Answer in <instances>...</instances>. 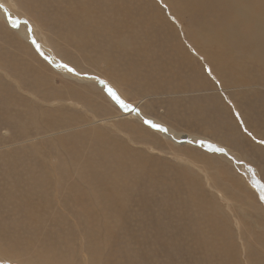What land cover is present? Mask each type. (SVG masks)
<instances>
[{
	"label": "rangeland",
	"instance_id": "374dc122",
	"mask_svg": "<svg viewBox=\"0 0 264 264\" xmlns=\"http://www.w3.org/2000/svg\"><path fill=\"white\" fill-rule=\"evenodd\" d=\"M2 1L16 16L34 26L38 40L50 49L49 55H54L81 76L90 75L106 80L116 87L128 104L139 108L147 117L168 125L176 133L205 138L217 148L226 149L229 158L221 155V152L189 144L195 139L183 141L182 137L176 141L174 135L168 139L138 118L121 116V111L109 104L104 93L94 84H81L57 73L32 44L19 37L12 26L0 19V97L7 96L23 102L22 105L13 102L10 110L15 108L16 111L10 112L6 118L3 116L6 106L0 101V175L4 172L8 182L6 186L0 185V242L9 238L19 244L16 249L25 252L21 259L26 258V253L45 252L43 259L40 253L31 259L43 260L45 264L52 260L66 264H92L95 251L101 253L100 257L107 264H197L200 260L198 257L202 256L200 252L204 250V242L209 246L216 241L217 245L224 243L229 259L226 263H218L217 259L216 264H264V203L259 201V190L252 187L253 174L248 171L249 166L253 167L256 178L264 183V143L261 142L264 141V71L253 58L248 59L244 67L236 65L240 63V54L229 48L219 52L217 48H206L203 39L205 30L208 32V21L207 25L204 23L208 10L188 8L182 13L189 16L180 19L176 10H172L170 0ZM86 4L85 9L81 8ZM114 6L115 9H112ZM222 6L223 3L220 8ZM59 12L64 13L60 15ZM69 17L79 19L77 25L84 28L85 35H68L69 24L66 26L64 19L68 20ZM193 22H198L199 26L193 28ZM153 24H157L155 28ZM189 30L198 40L197 45H190L192 33L188 34ZM226 60L228 63H225ZM130 63H133V74L128 71ZM208 69H211V74ZM7 73L20 81L23 90L7 77ZM46 91L51 96L55 91L68 96L81 93L94 107L83 109L70 103H50L45 98L47 94H41ZM45 109L52 110L53 115L56 113L57 116L61 114L60 117H76L79 120L58 124L41 138L37 134L27 138L18 135L16 117L31 118L33 113ZM64 113L66 115L63 116ZM94 129L101 130L108 139H121L131 151L146 156L142 164L138 158L137 162L149 168L147 171L159 173L161 176L156 180L162 185L168 184L166 188L161 185L153 187L148 182L150 178L136 176L128 179L123 186L128 189L131 198L126 202L127 209L118 212L117 217L107 206L93 210L88 201L86 208L79 203L70 200L61 202L59 199L36 208L47 193L20 188L17 194L10 190L12 175H20L17 162L12 170L11 158L22 156L24 152L32 153L30 146L33 143L47 144L61 137L80 140ZM141 132L145 138L141 137ZM95 159H89L85 167H107L106 159L100 156ZM29 167L27 169L35 175L43 172L38 164ZM3 190L5 194H2ZM221 193L224 199L219 197ZM1 196L7 201L2 200ZM177 196L183 200L180 205L179 200L173 201ZM200 198H204V201ZM138 199L140 203L155 205L157 202L158 205L151 207L149 215H146L147 210L140 208L139 202H133ZM190 199L201 201L200 211L195 208L197 205L193 207L189 204ZM163 202L166 204L159 205ZM212 205L219 208L218 212L211 211ZM103 212L108 215L103 216ZM161 213H166V216L161 217ZM200 215L207 218L214 215L213 218L220 224L224 219L228 220L232 241L214 239L208 222ZM150 218L154 219L153 223L162 218V226L150 223ZM105 220L120 222L109 224V232L104 227ZM191 225H195L196 229H186ZM3 251L1 247L0 253ZM111 256L114 260L110 259ZM0 264L20 263L0 257Z\"/></svg>",
	"mask_w": 264,
	"mask_h": 264
},
{
	"label": "bare ground",
	"instance_id": "6f19581e",
	"mask_svg": "<svg viewBox=\"0 0 264 264\" xmlns=\"http://www.w3.org/2000/svg\"><path fill=\"white\" fill-rule=\"evenodd\" d=\"M169 3L173 4L172 10H176L178 18H180V19H183V18L189 16L185 13H182L185 9L189 10L188 8H193L195 10L205 11V12L207 9L208 10V12H207L208 18H207V20L204 21V23H205V25H207V21H208V32L205 30L204 39H203L206 46H207L206 48H217V52L223 51V50L229 48L232 52L240 54L239 57L237 56L240 59V63L238 62V64H236V65H242V67H244V66H246L248 59L251 60L253 58L254 62L258 63L260 69L262 71H264V0H170ZM222 3H223V6L220 8V5ZM87 5L88 4H86V6L81 5L82 6L81 8L85 9L87 7ZM112 9H115V6L112 7ZM66 12H65V15H66ZM63 13H60V15H62ZM73 15H74V12H73ZM45 18H47V17H45ZM0 19L9 26H12L11 20L18 21L17 26L16 27L12 26V29L15 31V33L19 37H21L23 40L29 42L30 44H32L34 46V48L36 49V51L40 53L42 58H44L46 61H48L50 66H52V68L57 73L62 74L63 76L70 78L73 81L75 80L76 82L81 83V84L85 83V82L90 83V84H94L97 87V89L101 91V93H104L103 95L105 96V98H107L108 102H110L109 104H111L116 109L118 108L121 111V116H124V117L125 116H131V117H134L136 119L138 118V120H141L144 123H145V120H151L152 122L160 125L164 129V131H160L159 129L155 128L156 131L158 130L161 133L165 134L168 139L172 138L171 135H174L177 138V139H175L176 141H179L180 139H182V137H183V141H190L189 139H195V141H192L189 144L194 145V143H198L199 147L200 146L203 147L205 145V142L212 144L210 141H208L205 138H193L191 136L189 137L188 134H186V133H181V134L176 133V132L172 131V129H170V127L168 125H166V124H164V123H162L156 119H153L151 117H147L139 108H135V109H137V111H132L131 108H133V107L130 104L129 105L131 106V108L129 110H125V109L121 108L119 106V104H117L116 101H114L107 94V91L105 89V85L100 83V81H104L108 86L112 87L117 92V94L120 96V98L122 100H124V98L122 97L120 92L117 89H115L116 87L111 86L109 84V82H107L106 80H104L102 78L98 79L95 76H90V75L81 76V74L77 73L76 71L69 72L65 68L61 67L60 65H63L64 63L61 60H59L57 57H55L54 55H49L51 53L50 49L46 46V44H44V43L40 42V40H38L39 39L38 33H37L36 29L33 28L34 26L32 27L30 22L25 24L24 22L27 20L26 19H20L18 16H16L14 14V12L12 11V9L8 6V4L3 2L2 0H0ZM148 19H149V15H148ZM57 22H60V21H57ZM77 22H79V19H77V17L76 18L69 17L68 20L64 19L65 25L67 26L69 24L68 25L69 31L67 32V30L65 29L66 31H64V32L65 33L67 32L68 35H69V33L71 35H78V36L85 35L84 28H79V26L77 25ZM150 22L152 23L151 20H150ZM157 24H153L152 27H154V25H157ZM198 26H199L198 22L192 23L193 28L198 27ZM29 28L32 29L31 32L28 31ZM156 29L158 32V28H156ZM160 30H162V28H160ZM104 32H106V30ZM171 32H170V34L173 33V32L172 33ZM187 32H188V34H189V32L192 33V36H190L191 38L190 39L188 38L190 45H193V44L197 45L198 40L193 36V31L189 30ZM159 35H160V33H159ZM167 35H168V33H167ZM201 35H203V34H201ZM170 38H171V36H170ZM171 39H173V38H171ZM33 40H35L36 44L32 43ZM36 45H39V49H37ZM196 49H197V47H196ZM79 50H81V49H79ZM209 50L211 51V49H209ZM47 54H48V56H47ZM221 54L224 55V53H221ZM236 55L234 54L233 56H236ZM246 55H248V57H246ZM227 57L228 56H226V58ZM225 63H228V61ZM225 63H223V64H225ZM139 64H140V62H139ZM148 64H150V63L148 62ZM132 65H133V63H130L128 65V71H130V73H132V71H134V67H132ZM139 66L141 67V65H139ZM123 69H124V67H123ZM252 70L253 69H251V71ZM137 71H136V73H137ZM249 73H250V71H249ZM127 74H129V72ZM149 74H150V72H149ZM6 75L9 79L13 80L17 84L19 89L23 90V87H22V84H20V81H16L14 79V77L12 78L10 76V74H8V73ZM249 75H251V74H249ZM127 76L129 77V75H127ZM235 76H236V74H235ZM142 78H141V80L145 79V78L144 79H142ZM130 80H132V79L130 78ZM134 80H135V78H134ZM137 80H139V78H137ZM119 81H120V79H119ZM153 81H154V78H153ZM134 83H136V82H134ZM245 83H246V81H245ZM93 89L95 90V88H93ZM52 93L53 94L55 93V94L52 96L48 95L47 91L44 93H41V94H47L45 96V98L50 103L57 102L58 104L62 103V105L66 104V103H70L71 106H74L77 108H78V106H81L83 109H85V107H89V108L94 107L93 103H90L89 100L87 99V97H85L81 93H74L70 96L63 94L62 92L59 93L58 91H55ZM89 93H91V92H89ZM38 95H40V94H38ZM0 101L5 104L4 106H6V110L3 113V116L6 118H8L10 116V112L16 111V109L14 107H13L14 109L10 110L11 106L13 105V102H15L16 104H19V105H22V103H23V102H21V100L15 101V100H12L10 97H7V96H1ZM41 103H42V101H41ZM125 103H127V102L125 101ZM111 105H109V106H111ZM41 109H43V108H41ZM87 110H88V108H87ZM23 111H24V109H23ZM38 114H40V115H38ZM53 114L54 113L52 110L45 109V110L33 113L31 115V118L16 117V119H17L16 126L18 127L19 133H20L18 135H21L22 138H27V137H30L31 135L37 134V136H39V138H41V136H44L45 134H49L50 131L54 130L58 124L72 123L73 121L79 120V118H76V117L65 118V117H60L61 114H60V116H57L56 113H55V115H53ZM62 115L64 116L66 114L64 113ZM16 116H18V115H16ZM101 120L104 121V119H101ZM41 123H44V124L40 125ZM27 127H31V128L25 129ZM117 130H119V129H117ZM141 133H142L141 137L145 138L144 133L143 132H141ZM129 135H131V134L129 133ZM126 136H128V135H126ZM84 137L85 138H82L80 140L73 139L74 137H69V138L68 137H61L58 140L56 138H54L51 141H48L47 144L41 143V142H40V144H34L33 143L30 146V150L32 153L24 152L25 154L22 156L11 158L10 162H11L12 170L14 168V165L17 162V164H18L17 168H20V175H15V176L12 175V182H11L12 188L10 190L12 192L17 193L20 188L21 189L24 188V189H28V190L34 191V192L37 191V192L47 193V194H44L45 196L43 198H41L40 203L38 204V206L36 208H41L43 203H47V204L55 203L58 199L61 202H67L68 200H70L71 202L79 203L81 206L86 208L87 207L86 202L88 201V205L91 204L90 208H92L93 210L95 207H99V206L106 207L107 206L106 208L109 207L108 209L111 210V212L113 213V216L117 217L118 212H120L122 209L126 208V202L128 201V199L131 198V196L129 197V195H128V189L125 188V186H123V183L126 182L128 179H130L132 177L139 176L141 178H147V179L150 178V181H148V182L153 187H158V186L160 187V185H161L162 188H166V186L168 185V184L162 185L156 180V179H159L161 176L159 173L156 174L155 172L150 170L152 172V174H151V172L147 171V169H149V168L146 169V168H144L143 165H141L144 162V158L146 156L144 157V156H142V153L134 152L133 150L131 151L130 150L131 148L129 149V147L127 145H125V143L121 139L120 140L108 139L102 134L101 130H96V129L90 130ZM129 139L132 140L130 137H129ZM201 141H203V143H201ZM221 155L228 157L227 151L221 152ZM97 156H100L101 158H104L107 160L105 163L107 165V167H100V168L85 167V164L87 163V161H89V159L94 158V161H95L96 160L95 157H97ZM0 157H2V156L0 155ZM137 158L139 159V162L141 164H139L137 162V160H138ZM22 159H23V162H22ZM109 159H111L112 162L109 161ZM19 160L21 162V165H20ZM34 164H38L41 167L43 172H40L38 175H35L32 172V170L29 171V169H27V168H30L29 166H32ZM199 166H200V164H199ZM1 170L2 169L0 168V172H1ZM85 171H87V172H85ZM97 171H100V172H97ZM7 173H8V171H7ZM6 179H7V177H6ZM6 179H5L4 172H2L0 175V180H1L0 185L6 186L8 184ZM190 181L192 183L194 182L192 177H190ZM207 181L209 183L208 179H207ZM162 182H164V181H162ZM190 183H189V185L194 187V185L190 184ZM209 186H211V185L209 184ZM211 187H213V186H211ZM128 188H129V186H128ZM212 189H214V188H212ZM190 192L191 193L193 192L191 190V188H190ZM3 193H4V190H3L2 194ZM13 194L14 193H12L11 195H13ZM27 195H28V193H27ZM27 195H24V196H27ZM38 196H39V194H38ZM29 197H31V196H29ZM143 197H145V196H143ZM219 197L221 199H224L222 193L220 194ZM137 198H139V196ZM25 199H23V200H25ZM2 200L7 201L5 198H3ZM169 200H171V198H169ZM176 200H179L178 201L179 205L183 202L182 198L180 199L179 196H177L176 199H174L173 201H176ZM190 200L191 201H189V204H191L193 207H195L194 205H197L195 208H197V210L200 211L201 207H202L200 202L204 201V198L203 199L200 198V200H201L200 202H199V199L196 201H194L192 199H190ZM133 202H135V203L139 202V207L142 208L143 210H147V213H145L146 215H149L148 210H150L151 207L158 205V204H156L157 202L155 203V205H152V204L147 205V204H144L143 202L140 203L141 201H139V199L136 201H133ZM175 203H174V205H175ZM165 204L166 203L163 202L162 204L160 203L159 205H165ZM14 207H16V206H14ZM19 208H20V206H19ZM15 209H17V208H15ZM210 209H211V211L218 212L219 208L215 205H212ZM11 210H12V208H11ZM23 211H24V209H23ZM209 213H210V211H209ZM22 214H24V213H22ZM161 214H162L161 217L166 216V213H161ZM4 215H5V212H4ZM102 215L107 216L108 214L106 212H103ZM200 216H201V219H204V221L206 220L208 222L209 229L212 232V234L214 235V239H216V240L220 239V241L224 240V242L226 239L232 241V239H230V236L232 234H231V231L229 229L228 220L224 219L223 222L220 224V223H218V221L215 218H213L214 215H211L212 218H209V217L207 218L203 215H200ZM100 218H102V217H100ZM0 220H1V218H0ZM158 220H159V222L153 223L154 219L153 220L151 218L149 219L150 223H153L155 226L157 225V226L161 227L163 224V223L162 224L160 223V222H162V218H158ZM116 221H118V220H114V221L105 220V221H103L104 227H106V229L110 232L111 228H110L109 224H111L112 222H116ZM13 222H15V221H13ZM119 222L120 221H118L117 224H119ZM205 225L207 227V224H205ZM102 229H104V228H102ZM186 229H196V226L195 225L187 226ZM99 232H100V230H99ZM90 233H92V232L90 231ZM208 233H210V232H208ZM0 236H1V234H0ZM202 237L206 238L204 236H202ZM96 239H98V238H96ZM1 241H2V238H1ZM123 243H125V242H123ZM258 243H260V242H258ZM5 244H6V246H5ZM28 244H30V243H28ZM105 244L106 243H104V245ZM119 244H121V243H119ZM217 244L218 243H216V241H214L212 244H210L208 246L204 242V244H203L204 250L203 251L201 250L202 252H200V253L202 254V256L200 255L201 257H198V259H200V260L197 262V264H201V263L216 264L215 262L217 261V259H218V263H220V262L226 263V261L228 259L226 253L228 252V250L225 247L224 243H222L221 245H217ZM10 245H12V246H10ZM30 245H32V244H30ZM107 245L105 247H108ZM18 246H19V244H17L16 242L10 241L9 238L4 239V241L0 242V248L2 247L4 250L3 252L0 253V257H4V258L6 257L9 259H13L20 264H24V262L28 261V260L29 261L26 262L25 264H45L46 263V262L43 263V260L38 261L37 258L31 260L34 255L36 256L39 253H40L41 258L43 259L45 252H39V251L32 252L31 255H28V253H26V254H24L26 256V258L21 259L22 254L25 252L22 253V252L18 251L16 249V247H18ZM22 247H24V246H22ZM33 247H35V246H33ZM69 249H70V247H69ZM257 249H255V250H257ZM42 250H45V249L42 248ZM105 251H106V249H105ZM60 253H63V252L60 251ZM256 253H255V256L257 254H259V253H257V254ZM100 254L101 253L99 251H95L92 254V264H107L106 260H104L103 258L100 257ZM247 256H249V255H247ZM53 258H54V256H53ZM111 258H113V257L111 256L110 259ZM252 258L254 259V257H252ZM49 260H50V258H49ZM113 260H114V258H113ZM228 261H229V259H228ZM64 262H66V261L64 260ZM47 263L48 264H66V263H62L60 261H55V260L49 261ZM71 264H73V262Z\"/></svg>",
	"mask_w": 264,
	"mask_h": 264
},
{
	"label": "snow or ice",
	"instance_id": "6c2138e0",
	"mask_svg": "<svg viewBox=\"0 0 264 264\" xmlns=\"http://www.w3.org/2000/svg\"><path fill=\"white\" fill-rule=\"evenodd\" d=\"M11 23H12L13 27H16L18 24V21L11 20ZM24 23L27 24L28 21H25ZM28 31L31 32L32 29L29 28ZM32 43L36 44L35 40H33ZM36 47H37V49H39V45H36ZM60 66L65 68L69 72H74V69L69 68L67 64H63ZM208 72H209V74H211V69H208ZM100 83L105 85V89L107 91V94L114 101H116V103L119 104V106L121 108H123L125 110H129L131 108V106L129 104L125 103V101L120 98V96L117 94V92L112 87L108 86L104 81H100ZM131 110L137 111V109H135V108H131ZM145 123L148 124L152 128H156V129H159L160 131H164V129L160 125L152 122L151 120H145ZM261 142L264 143V141H261ZM201 143H203V141H201ZM208 147L212 151L224 152L223 148H214L211 144H208ZM248 171L253 174L252 175V180H253L252 187L259 190V201L261 203H264V183H261V181L256 178V170L253 167L249 166Z\"/></svg>",
	"mask_w": 264,
	"mask_h": 264
},
{
	"label": "water",
	"instance_id": "95a60500",
	"mask_svg": "<svg viewBox=\"0 0 264 264\" xmlns=\"http://www.w3.org/2000/svg\"><path fill=\"white\" fill-rule=\"evenodd\" d=\"M208 144H210V143L205 142V145H204L203 147L206 148L208 151H212L211 149H209ZM194 145L199 146L198 143H194ZM211 145H212L214 148H217L215 145H213V144H211ZM201 147H202V146H201Z\"/></svg>",
	"mask_w": 264,
	"mask_h": 264
}]
</instances>
